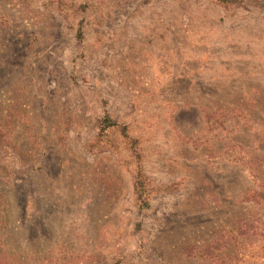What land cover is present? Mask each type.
<instances>
[{
	"label": "rangeland",
	"instance_id": "rangeland-1",
	"mask_svg": "<svg viewBox=\"0 0 264 264\" xmlns=\"http://www.w3.org/2000/svg\"><path fill=\"white\" fill-rule=\"evenodd\" d=\"M264 8L0 0V264H264Z\"/></svg>",
	"mask_w": 264,
	"mask_h": 264
},
{
	"label": "trees",
	"instance_id": "trees-1",
	"mask_svg": "<svg viewBox=\"0 0 264 264\" xmlns=\"http://www.w3.org/2000/svg\"><path fill=\"white\" fill-rule=\"evenodd\" d=\"M217 2L226 5V6H244V0H216ZM254 4L258 7L264 8V0H253ZM261 165L264 167V159H262ZM256 169H252L251 173L255 178V182L258 187V191H255L252 200L258 203L264 202V180L260 179L259 171Z\"/></svg>",
	"mask_w": 264,
	"mask_h": 264
}]
</instances>
